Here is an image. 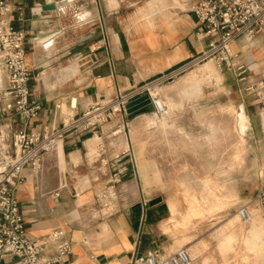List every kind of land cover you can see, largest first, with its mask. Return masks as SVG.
I'll use <instances>...</instances> for the list:
<instances>
[{"label":"crops","instance_id":"0c3cea01","mask_svg":"<svg viewBox=\"0 0 264 264\" xmlns=\"http://www.w3.org/2000/svg\"><path fill=\"white\" fill-rule=\"evenodd\" d=\"M76 1L91 8L88 22L97 25L86 37L66 31L65 17L54 14L56 3L52 0L11 3L14 25L27 32L31 86L42 108L37 117L28 120L9 111L6 100L0 97V130L5 144L12 147L20 128L61 129L78 118L65 128L57 147L45 153L39 173L29 167L22 172L16 196L26 233L37 238L63 229L73 243L72 259L79 264H134L136 254L150 249L174 252L179 236L165 230L169 208L174 204H167L162 195L161 202L150 207L147 204L159 196L148 190V169L168 167L167 162L175 159L164 156L158 139L154 145L149 142L147 136L154 129L128 125L138 120L153 124L160 114L164 126L173 111L175 119L187 118L188 106L196 101L189 85L199 86L198 72L210 70L213 61L203 60L197 69L186 73L202 60L211 40L198 33L196 15L190 10L199 0ZM46 4H55V8L44 9ZM104 34L109 50H92L90 46ZM231 48L240 55L245 71L259 72L262 76L256 79L263 82L257 97L249 102L260 110L249 112L247 103H240L238 130L242 135H264V30L253 39L238 36ZM0 73L5 84L6 76ZM148 88L154 98L164 101L165 112L141 113L133 119L121 112L103 125H85L92 114H83L91 106L95 112H102L120 101L144 103L150 97ZM200 99L205 103L211 96L204 90ZM218 115L221 120L222 114ZM201 119L202 128L196 130L182 123L177 134L206 136L211 112L204 111ZM199 130L203 134L196 132ZM154 131L158 136L160 129ZM207 152L203 160L210 162L211 150ZM195 159L188 154L181 160L190 164ZM116 173L118 188L113 182ZM15 262L12 255L0 257V264Z\"/></svg>","mask_w":264,"mask_h":264},{"label":"rangeland","instance_id":"374dc122","mask_svg":"<svg viewBox=\"0 0 264 264\" xmlns=\"http://www.w3.org/2000/svg\"><path fill=\"white\" fill-rule=\"evenodd\" d=\"M9 1L13 3L14 0ZM52 1L56 3L54 14L65 17L67 32L86 37L93 28H97V25L88 22L92 15L90 7H83L76 0L69 3ZM34 3L47 2L36 0ZM101 39L97 43L93 41L94 45H100ZM202 61H197L186 73L197 69ZM198 73L201 79L199 86L189 85L191 91H195L196 101L188 106L187 118L177 120L173 111L164 126L160 122V114L153 124H149L148 120H138L128 125L136 129L159 128L158 136L154 130L149 131L147 139L153 145L158 139L159 146L165 150L164 156L175 159L174 162H167L168 167L148 169L151 172L148 173L151 180L148 190L152 195H162L167 204H174L169 208L165 230L178 234V248L188 249L193 258L192 264H264V214L258 199L259 192L264 189V135H242L237 122L243 100L249 112L260 110L256 105L250 106L249 102L257 97L258 87L263 85L262 79H256L262 74L246 72L237 76L232 72H221L214 60L210 70ZM248 87L252 89L248 90ZM204 90L206 95L211 96L210 101L205 103L200 99ZM93 109L91 106L83 115ZM204 111L212 114L206 136L177 134L182 123L196 130L202 128ZM119 114L121 111H117L113 118L102 121L101 125ZM95 119L93 117L91 121ZM209 149L210 162L203 160ZM188 154L196 157L190 164L181 160ZM115 186L118 188V183ZM248 202H252L253 216L244 220L239 215V209Z\"/></svg>","mask_w":264,"mask_h":264},{"label":"built area","instance_id":"2783aa9c","mask_svg":"<svg viewBox=\"0 0 264 264\" xmlns=\"http://www.w3.org/2000/svg\"><path fill=\"white\" fill-rule=\"evenodd\" d=\"M199 25L198 33L211 37L209 47L201 59L214 60L217 68L223 72H232L237 76L246 73L240 55L234 53L231 44L240 35L253 39L264 30V0H199L192 5ZM13 11L9 0H0V71L6 76V83L1 79L0 97L6 100V108L28 120L38 116L42 105L33 96L31 80L32 69L27 60V32L23 27L15 26L11 18ZM109 50L107 34L100 45L90 48ZM155 110L162 113L166 105L153 97L148 88ZM128 103L118 102L109 110L87 115L96 117L85 122L86 126L101 124L113 118L117 111L123 112ZM76 107L75 104L72 105ZM94 113V114H93ZM104 114V116H103ZM72 117L75 115L71 113ZM86 116V115H85ZM90 117V116H89ZM45 126L41 129L20 128L14 134L12 147L4 142L0 130V257L12 255L14 264H79L72 259L73 243L61 228L51 230L44 236L32 238L26 233L24 216L16 196V187L23 170L31 168L39 173L43 168L45 153L57 147L65 128ZM120 181L117 173L113 182ZM58 194V193H57ZM260 209L264 214V189L258 194ZM244 220L253 216L252 202L239 209ZM193 258L187 248L181 247L174 252L150 249L136 254L134 264H192Z\"/></svg>","mask_w":264,"mask_h":264},{"label":"water","instance_id":"95a60500","mask_svg":"<svg viewBox=\"0 0 264 264\" xmlns=\"http://www.w3.org/2000/svg\"><path fill=\"white\" fill-rule=\"evenodd\" d=\"M55 4H46L44 5V9H54ZM155 105L150 97H147L144 100V103H137L136 101H132L126 105V109L123 110L124 114H127L129 118H132L136 115H138L141 112H148V111H154ZM163 200V197L161 195L151 199L148 201V206H153Z\"/></svg>","mask_w":264,"mask_h":264},{"label":"bare ground","instance_id":"6f19581e","mask_svg":"<svg viewBox=\"0 0 264 264\" xmlns=\"http://www.w3.org/2000/svg\"><path fill=\"white\" fill-rule=\"evenodd\" d=\"M208 60V59H207ZM160 100V102L162 103V104H164V101L162 100V99H159ZM74 104L76 105L77 104V102L76 101H74ZM165 105V104H164ZM116 108L118 107V106H115ZM166 111V107H165V110L163 111V112H165ZM162 112V113H163Z\"/></svg>","mask_w":264,"mask_h":264},{"label":"trees","instance_id":"16d2710c","mask_svg":"<svg viewBox=\"0 0 264 264\" xmlns=\"http://www.w3.org/2000/svg\"><path fill=\"white\" fill-rule=\"evenodd\" d=\"M36 0H24L25 3H29V4H32L34 3Z\"/></svg>","mask_w":264,"mask_h":264}]
</instances>
